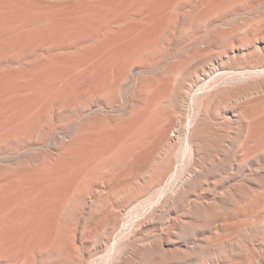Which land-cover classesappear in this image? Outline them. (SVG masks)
I'll return each instance as SVG.
<instances>
[{
    "label": "bare ground",
    "instance_id": "6f19581e",
    "mask_svg": "<svg viewBox=\"0 0 264 264\" xmlns=\"http://www.w3.org/2000/svg\"><path fill=\"white\" fill-rule=\"evenodd\" d=\"M0 264H264V0H0Z\"/></svg>",
    "mask_w": 264,
    "mask_h": 264
}]
</instances>
